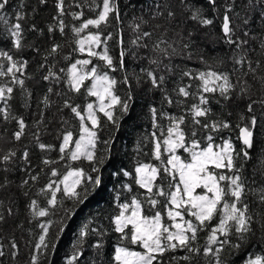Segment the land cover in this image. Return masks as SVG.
I'll return each mask as SVG.
<instances>
[{
	"label": "snow or ice",
	"instance_id": "1",
	"mask_svg": "<svg viewBox=\"0 0 264 264\" xmlns=\"http://www.w3.org/2000/svg\"><path fill=\"white\" fill-rule=\"evenodd\" d=\"M46 3V0H41ZM211 5L216 4V0H209ZM252 3V0H249ZM261 8L260 17L264 20V0H257ZM179 7L174 0H160L154 4L155 11L151 19L146 20L143 16L138 17L139 23L132 25L136 33L131 41L132 45L138 48L151 47L155 54L150 60L151 64L158 67L163 64L165 58L170 59L173 56L186 54L189 58L192 56L190 49L195 43L194 33L186 30L182 25L186 20H191L201 27H207L213 24V20L204 15L199 7H194L189 0H178ZM10 0H0V23L6 26L9 36L12 38V46L20 50L24 45L22 21L25 15L22 12L15 14V22L10 23L7 15V7ZM256 5L253 4V7ZM91 7V6H90ZM99 9L94 18L82 20L81 24L72 27L76 37L75 43L78 47L73 51L87 53L88 59H76L70 63L67 69L60 68L55 70V64L48 65V57L59 53L62 46L54 44L44 56V63L41 68L48 67L47 74L43 76L45 81L55 79L60 82L66 77V83L70 91L80 94L85 89L88 96L96 97L98 103H87L82 109L80 105H73L65 100L64 107L68 108L80 121L79 137L74 139L72 131H67L62 136V143L59 146V160L80 161L87 160L93 164L92 172L97 173L93 176L86 173L82 167L66 166V171L62 178L49 180L36 193L37 197H44L45 204L41 205L39 199L30 198L28 208L34 218H49L62 210L64 217L71 218L75 215L74 207H65V201H71L73 206L83 204L89 197L90 186L98 187L102 180L99 175V168L95 165L100 163L96 155V144L98 141V132L101 128V119L98 113H102L107 121L116 124L118 118L115 115L117 108L122 113L129 109V94L127 100L121 99L116 93L118 81L109 75V71L116 70L114 58L109 54L107 40L112 38L109 33L103 37L100 28L101 25H107L110 19L120 20V8L118 0H101V3L94 5ZM56 8L59 16L65 13V0H57ZM232 10L229 5L222 23V32L224 42L233 48V55L230 59L233 62V68L230 71L221 70L220 66L225 63L223 59L216 60L215 63H209L203 56L199 57L201 63L205 65V70H187L182 73V77H188L190 80L198 81L196 91H192V85L186 84L179 87L177 92L183 100L177 101L183 104L188 98L196 102L190 104L185 114L179 116H167L169 125L166 131L159 128L156 123L157 109L151 108L154 127L159 128L163 139L156 137L154 154L161 166L151 164H140L135 168L137 178L135 182L146 190L145 200L155 208L159 199L153 197H164L166 199V215L169 223H165L164 217L160 211L154 215L144 214V204L141 199L133 196L130 203H121V211L113 219L115 232L120 233L121 241H127L131 245H139L143 250L134 251L128 246L118 245L115 248L114 260L117 264H161L165 253L183 250L185 255L179 257V260L193 264L197 257L206 258V264H229L224 258V254L236 255L243 253L239 258L243 264H264V211H253L252 205L248 202L249 195L255 196L256 203L264 209V184L260 187H252L256 184L253 177L249 180L244 175L245 163L252 159L250 150L254 147V131L257 127L256 115L247 118L248 122L241 126L237 124L240 135L237 137L242 142V147L237 150L231 137L221 138L219 144L215 143L214 136L211 133H219L225 129H231V122L219 118H214L216 114L211 107L212 99L218 95L225 101L233 99V96H247L250 103L247 105V111L253 113L255 104L264 108V98L252 99L253 88L259 85L260 90L264 92V39L259 44V57L253 60L251 53L256 49L250 46V40L256 37L249 31L243 32V37L236 36V27L233 26L231 18L227 14ZM187 14V15H186ZM71 15L75 19H81L84 12H73ZM58 16L59 31L63 34L66 25ZM153 20H162V23H151ZM244 24L249 23L245 19ZM147 27L148 30H145ZM33 28L35 26L33 25ZM95 29V31L91 30ZM85 30H89L87 35H81ZM49 31L53 27L49 26ZM171 34V35H170ZM119 43L123 45L122 30ZM96 49H101L97 51ZM37 52L39 49L36 50ZM125 51L123 47L120 52L119 66L123 69ZM65 60L71 59V53L63 57ZM92 58H98L104 64H93ZM91 66V67H89ZM168 67L167 65H164ZM28 67V61L14 58L10 50L0 49V115L3 120H15L17 130L12 134L15 141H20L25 136V129L28 125L22 116H15L11 113L8 102L12 100L14 90L19 88L24 106H30L31 92L26 87L25 75ZM169 71L171 69L169 68ZM145 72L151 85L155 88L162 86L164 76H158L155 71L141 69ZM64 73V77L60 75ZM139 82V77H136ZM90 83H86L89 82ZM123 83L131 87L128 76L125 75ZM52 92V88L48 89ZM167 102L172 104L174 101L167 97ZM219 103V100L216 101ZM42 103L45 107H50V101L47 95ZM86 112V114H85ZM166 115V114H165ZM43 112L40 113V119L35 125L43 124ZM190 118V125L187 118ZM243 121L246 118L241 115ZM90 122V123H89ZM188 128V131H185ZM198 131L204 132L205 146H201V141L196 139ZM38 147L41 150H51L54 146L39 142L38 134H34ZM105 143H108L105 141ZM168 154L166 161L162 159L164 152ZM189 153L188 159H183L178 155L179 150ZM0 160L10 163L14 160L17 153L9 149L4 152L0 149ZM26 163L29 161V153L25 149L21 157ZM44 165H52L57 161L44 159ZM260 175L264 177V156L260 158ZM161 168L167 174L171 181L169 190L166 191L163 186V177ZM4 171H8L7 168ZM52 177H60L61 173L55 167L50 169ZM124 176L132 174L124 171ZM40 179L39 173L29 174L28 178L22 180L19 187L25 188L30 185V181L35 183ZM160 180L161 183H157ZM11 182L5 178L0 183V189H5ZM128 192H132L131 185L125 186ZM24 196L29 197L30 190L25 191ZM119 197H117L118 199ZM0 209H4V201L0 200ZM8 216L13 215V208L4 209ZM4 211H0V222L5 221ZM61 218V231H63V218ZM55 222L52 219H45L39 223L38 227L41 233L38 237V243L35 244V254L32 255L30 264H40V256L49 248V232ZM88 224L82 226L79 233V241L82 243L90 234L97 237H103L105 230L102 228H90ZM260 236L257 238V231ZM207 232L206 243L199 245V234ZM259 245L261 253L248 251L253 245ZM11 247L14 250L13 256L18 254V247L13 240ZM55 247V244H52ZM92 247L101 249L103 240L98 239ZM5 255L4 245L0 243V257ZM83 255L82 248H76L71 255L68 264H74L80 256ZM210 258V259H207ZM235 264V262H232Z\"/></svg>",
	"mask_w": 264,
	"mask_h": 264
},
{
	"label": "trees",
	"instance_id": "2",
	"mask_svg": "<svg viewBox=\"0 0 264 264\" xmlns=\"http://www.w3.org/2000/svg\"><path fill=\"white\" fill-rule=\"evenodd\" d=\"M160 0H118L120 8V20L110 19L109 24L101 25L100 31L103 37H107L109 33L112 38L107 40L109 54L114 58L116 70L111 71L106 67L104 70L109 71V75L114 77L118 83L116 85V93L123 100H127L129 94V109L126 113H122L117 108L115 115L118 122L113 124L107 121L102 113H98L101 119V128L98 132V141L96 144V155L98 161L95 166L99 168V175L102 183L98 187L90 186V194L88 199L80 205L73 206L71 201H65V207H74L75 215L71 218L64 217L62 210L57 211L55 215L50 216L55 223L49 232V248L40 256V264H68V261L76 248H82L83 255L78 258L74 264H117L114 260L115 248L118 245L130 247L134 251H142L139 245L128 244L127 241H121L120 233L115 232L113 219L121 211L119 205L121 203H130L131 198L136 196L141 199L144 204V214L154 215L156 211H160L164 217L165 223L170 221L166 215V199L164 197H153L159 199L160 203L155 207L151 206L145 200L146 190L141 188L135 182L137 174L135 168L140 164H151L161 166V161L155 158L154 146L155 139L152 133H156V137L163 139V135L159 128L166 131L169 120L167 116H179L186 113L187 107L195 103L192 98H188L183 104L177 103L184 98L178 95V88L186 84L192 85V91H196L198 81L190 80L188 77H182V73L192 70H205V65L201 63L199 57L203 56L209 63H215L216 60L223 59L225 63L220 66L221 70L230 71L233 68V62L230 57L233 55V48L224 42V34L222 32L223 16L229 5L232 10L227 14L231 18L234 27L241 31H249L255 35V40H250V46L256 49L255 53H251V58L255 60L259 57V44L264 39V20L260 17L261 8L257 0H216L213 6L209 0H189L194 7L203 10L204 15L213 20V24L207 27H201L194 21L186 20L182 25L186 30L194 33L195 43L190 51L191 58L186 54L173 56L170 59L165 58L163 64L159 67L151 64L150 60L155 54L151 47L138 48L132 45L131 41L135 38L136 33L133 31L132 25L139 23L138 17L143 16L144 19L150 20L152 13L155 11L154 4ZM178 4V0H174ZM57 0H10L7 7V15L10 23L15 22V14L22 12L25 19L23 25V40L20 50H16L12 46V38L9 36L6 26L0 23V49L10 50V54L17 59L28 61V67L25 75L31 77L26 79V87L31 92L30 106L25 107L19 88L14 90L13 99L8 102L10 111L15 116H22L28 127L25 129V136L20 141H15L12 134L17 130L15 120L5 121L0 115V149L7 152L9 149L15 150L17 155L10 163L0 160V183L5 178L11 183L5 188L0 189V200L4 201V209L13 208V215L8 216L4 209L5 221L0 222V243L4 245L5 255L0 257V264H30L32 255L35 254V244L38 243V237L41 230L39 223L49 218H34L28 208L30 198L39 199L41 205L45 204L44 197H37L36 193L39 188L43 187L50 179L59 180L66 171V166L82 167L86 173L96 176L97 173L92 172L93 164L87 160L80 161H60L59 146L62 143V136L67 131H72L74 139L80 134V121L68 108L64 107L65 100L73 105H80L82 109L87 103H98L96 97L88 96L85 89L80 94H76L69 90L66 77L60 82L55 79L45 81L43 76L47 74L48 67L41 68L44 63V56L54 44H60L62 48L59 53L48 57L47 64H55V70L60 68L67 69L70 63L76 59H88L87 53H79L73 51L78 47L75 43V33L72 27H78L82 20L94 18L99 11L94 5L101 3V0H65V13L59 16L56 8ZM253 4L256 6L253 7ZM91 6V7H90ZM81 9L84 16L81 19H75L71 13L79 12ZM187 15V14H186ZM59 19L64 21L66 25L64 33L59 31ZM248 19L249 23L244 24V20ZM162 20H153L151 23H162ZM33 25L35 28H33ZM49 26L53 27V31H49ZM95 31V29H91ZM122 30L123 45L119 43ZM145 30H148L147 27ZM89 30H85L81 35H87ZM171 35V34H170ZM242 37V36H241ZM247 38V37H243ZM123 47L125 56L123 57V69L119 66L120 52ZM39 49L37 52L36 50ZM100 51L101 49H96ZM71 53V59L65 60L63 57ZM93 64H101L104 62L98 58H92ZM167 65L168 67H165ZM91 67V66H89ZM169 68L171 71H169ZM141 69L155 71L158 76H164L162 86L155 88L151 85L145 72ZM64 77V73H60ZM125 75L128 76L131 87L123 83ZM136 77H139L137 82ZM86 83H90L86 82ZM52 88L49 93L48 89ZM45 95L48 96L50 107H45L42 103ZM167 97H171L174 101L172 104L167 102ZM264 98V92L260 90L259 85L253 88L252 99L259 100ZM219 100V103L216 101ZM250 100L247 96H233V99L225 101L216 95L211 101V107L216 114L214 118H219L231 122L232 128L225 129L219 133H211L214 136L216 144L221 142V138L231 137L237 150L243 145L237 139L240 135L237 124L243 126L247 123V118L251 115L257 117V127L254 131V147L250 150L252 159L245 163L244 175L252 180H256V184L252 187H260L264 184V177L260 175L261 169L260 158L264 156V108L258 103L253 106V113L247 111V105ZM3 105L0 104V107ZM155 107L157 111L156 123L159 128L154 127L153 115L150 111ZM43 112V124L37 127L35 122L40 119V113ZM86 114V112H85ZM166 114V115H165ZM243 115L246 119L241 120ZM187 118V117H186ZM190 125V118H187ZM90 123V122H89ZM188 131V128H185ZM34 134H38L39 142L47 145H53L51 150H41L38 147ZM204 132L198 131L196 139L201 141V146L206 145L204 140ZM107 141L108 143H105ZM27 149L29 153L30 163H26L21 157L23 151ZM162 152H164L162 148ZM3 153H0L2 155ZM183 159L189 158V153L182 149L177 153ZM168 154L164 152L162 159L166 161ZM49 159L57 161L52 165H44L42 161ZM57 168L61 173L60 177H52L51 168ZM7 168L8 171H4ZM131 173V176H124L123 172ZM39 173L40 179L25 188L19 187L22 180L28 178L29 174ZM161 176L163 177V186L166 191L169 190L171 178L163 172L161 168ZM157 183H161L160 180ZM126 185H131L132 192H128ZM30 190L29 197L24 196L25 191ZM117 197H119L117 199ZM256 197L249 195L248 202L252 205L253 211H264L256 203ZM63 218V231H61V218ZM90 223V228H102L105 235L97 237L90 234L82 243L79 241V233L83 225ZM207 232L199 234V245L206 243ZM260 236L257 231V238ZM103 240V247L96 249L92 245L98 240ZM15 240L18 247V254L12 255L14 251L11 242ZM55 247H52V244ZM248 251L253 253H261L262 249L259 245H253ZM185 255L183 250H176L164 254L161 264H187L179 257ZM244 255L238 253L236 255L224 254V258L232 264H243V260L239 257ZM210 259V258H207ZM155 264V262H154ZM193 264H206V258L197 257Z\"/></svg>",
	"mask_w": 264,
	"mask_h": 264
},
{
	"label": "rangeland",
	"instance_id": "3",
	"mask_svg": "<svg viewBox=\"0 0 264 264\" xmlns=\"http://www.w3.org/2000/svg\"><path fill=\"white\" fill-rule=\"evenodd\" d=\"M138 2H139V0H137ZM234 26V25H233ZM236 36H242V38H243V31H241V30H239L238 28H237V26H236Z\"/></svg>",
	"mask_w": 264,
	"mask_h": 264
}]
</instances>
